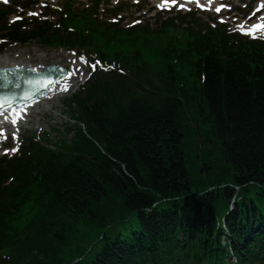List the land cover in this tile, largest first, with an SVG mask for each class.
I'll return each instance as SVG.
<instances>
[{
  "label": "trees",
  "instance_id": "1",
  "mask_svg": "<svg viewBox=\"0 0 264 264\" xmlns=\"http://www.w3.org/2000/svg\"><path fill=\"white\" fill-rule=\"evenodd\" d=\"M75 19L66 36L10 35L94 51L122 72L68 100L70 143L30 142L0 162L6 264H262L264 43Z\"/></svg>",
  "mask_w": 264,
  "mask_h": 264
},
{
  "label": "rangeland",
  "instance_id": "2",
  "mask_svg": "<svg viewBox=\"0 0 264 264\" xmlns=\"http://www.w3.org/2000/svg\"><path fill=\"white\" fill-rule=\"evenodd\" d=\"M43 2H49L50 0H43ZM115 0L111 2V5H104L103 6V10L101 11V13L104 15L105 9H107L108 7L112 8V7H116L115 4ZM123 5L122 7L124 8V12L122 13V15H120L119 17H122V21H123V25L124 26H128L130 22L139 19V15H146L144 17H141V19L143 20L144 23L149 22V24L151 25V27L153 29H159L160 25L162 22H165L167 20L168 17H171L169 15L164 16L163 14H156L154 13L153 10L149 11V13L146 14L147 10H148V2L144 1L141 5L142 6H135L133 4V1L130 0H120V3H118V6ZM88 7V5L86 3H81L77 6H75V10L81 11L83 9H86ZM41 5L38 7V11L40 10ZM52 8V7H51ZM53 10L56 9V7L52 8ZM112 18L110 14L108 15H104L103 18ZM200 17V16H199ZM57 17L54 18V20H56ZM203 21L207 22L209 20H211V17H208L206 15H203V17H200ZM179 23H181L179 21ZM181 28L182 25H180ZM14 47H10V50H13ZM21 48H16L14 51L17 52L19 51ZM24 48H22L21 50H23ZM28 50H30L28 48ZM68 59V58H67ZM66 59V61H67ZM52 110L50 111L51 114V120L48 124V126H46L47 131L51 130V137L55 138V136H60L62 139L70 142L71 139L73 138V132L75 131V126H74V122L71 120V114L69 112L68 107L66 106V102L63 101L62 99H56L53 103H51ZM38 124H34L33 127H37Z\"/></svg>",
  "mask_w": 264,
  "mask_h": 264
},
{
  "label": "snow or ice",
  "instance_id": "3",
  "mask_svg": "<svg viewBox=\"0 0 264 264\" xmlns=\"http://www.w3.org/2000/svg\"><path fill=\"white\" fill-rule=\"evenodd\" d=\"M5 2H7V0H5ZM175 2H176V0H162V2L158 5V7L163 9L166 4H170V3L174 4ZM197 3L199 4V0H197ZM199 6L202 7V8L204 7L203 4H199ZM262 6H264V5H262ZM180 7H184V5L181 4ZM222 7H224V5H220L215 10L217 12H219ZM257 27L264 28V24L253 25V28H257ZM80 59H83V57H81ZM96 63H99V61H97ZM93 67H95V65H93ZM48 83H51V81H48ZM25 95H26V98H27V94H25ZM5 103H7V104H9V106H11V101L8 98L0 99V107H3ZM12 123H15V121H12ZM2 130L3 129L0 128V131H2ZM8 151H9V149H5V152H8ZM10 151L15 152V151H17V149L13 148Z\"/></svg>",
  "mask_w": 264,
  "mask_h": 264
},
{
  "label": "bare ground",
  "instance_id": "4",
  "mask_svg": "<svg viewBox=\"0 0 264 264\" xmlns=\"http://www.w3.org/2000/svg\"><path fill=\"white\" fill-rule=\"evenodd\" d=\"M3 63H2V61H0V65H2Z\"/></svg>",
  "mask_w": 264,
  "mask_h": 264
}]
</instances>
